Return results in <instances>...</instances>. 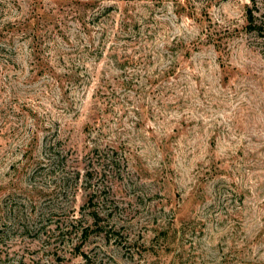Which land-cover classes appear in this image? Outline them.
Returning <instances> with one entry per match:
<instances>
[{
    "label": "rangeland",
    "instance_id": "1",
    "mask_svg": "<svg viewBox=\"0 0 264 264\" xmlns=\"http://www.w3.org/2000/svg\"><path fill=\"white\" fill-rule=\"evenodd\" d=\"M246 8L0 0V264H264Z\"/></svg>",
    "mask_w": 264,
    "mask_h": 264
},
{
    "label": "trees",
    "instance_id": "2",
    "mask_svg": "<svg viewBox=\"0 0 264 264\" xmlns=\"http://www.w3.org/2000/svg\"><path fill=\"white\" fill-rule=\"evenodd\" d=\"M246 21H247V24H246V28L248 31H254L256 32L258 35H260V31H262L264 28V23L262 22H258L256 20H254V17L252 15V11L250 8H246ZM264 37V36H262Z\"/></svg>",
    "mask_w": 264,
    "mask_h": 264
}]
</instances>
